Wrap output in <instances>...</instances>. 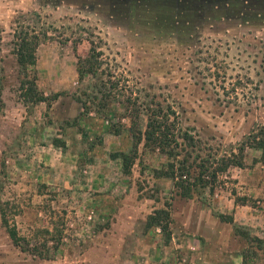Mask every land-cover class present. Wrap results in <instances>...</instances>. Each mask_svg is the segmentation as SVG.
<instances>
[{
	"label": "rangeland",
	"instance_id": "374dc122",
	"mask_svg": "<svg viewBox=\"0 0 264 264\" xmlns=\"http://www.w3.org/2000/svg\"><path fill=\"white\" fill-rule=\"evenodd\" d=\"M26 24L51 35L28 74L13 38ZM91 40L109 75L78 80L76 57ZM33 73L44 102L21 96ZM155 103L197 139L193 166L264 126V0H0V204H13L20 236L49 246L47 258L21 251L0 223V264H264L260 151L246 148L242 167L188 198L156 174L166 156L142 142L122 171L118 154L134 151L132 109L142 129ZM156 209L166 232L146 223ZM53 227L57 247L38 232Z\"/></svg>",
	"mask_w": 264,
	"mask_h": 264
},
{
	"label": "trees",
	"instance_id": "16d2710c",
	"mask_svg": "<svg viewBox=\"0 0 264 264\" xmlns=\"http://www.w3.org/2000/svg\"><path fill=\"white\" fill-rule=\"evenodd\" d=\"M14 38V55L16 63L25 74H28L29 67L35 65V50L38 44L42 41L51 38L47 31L39 27H34L26 24L19 25L13 33ZM101 51L96 50L94 42L89 41V48L85 56L76 57L75 72L78 80H82L86 76L96 77L100 74L108 76L109 72L102 66ZM112 87H115L114 83ZM20 90L23 100L30 103L44 102L47 97L38 92L35 86V73L31 78H25L20 81ZM56 95V94H53ZM78 100V99H77ZM130 99L127 98L126 101ZM81 104L83 112H87L90 106L86 102L78 100ZM132 102V101H131ZM145 122L142 129L136 124L138 118L137 108H133L131 112L132 125L130 130L132 138V147L129 153H119L118 156L121 160L122 171L129 172L132 162V153L135 152L136 146L142 142V145L152 149H156L167 158L165 166L159 170H155L156 174L169 178L172 181L174 192L179 197L188 198L192 195L196 187H205L215 181L218 173L225 172L229 166L242 167L243 166V152L246 148L260 151V159L264 160V126L259 125L250 129L239 141L236 146V151H231L221 157H212L211 162L208 160L200 161L197 165H191L187 161L190 152L194 151V139L190 134L181 131L177 125V114L170 107H162L159 103H155L154 107H146ZM135 122V123H134ZM195 157H199L197 152L194 153ZM181 156L180 158H177ZM195 159V158H193ZM195 162V160H193ZM205 161L207 164H204ZM210 163V164H209ZM211 163L213 165H211ZM196 166V167H195ZM196 168L197 171H194ZM196 172V173H195ZM205 176L210 178V181L204 179ZM211 182V183H209ZM234 195L233 202L244 204L245 197ZM13 205V204H12ZM8 201L0 204V223L3 226L7 236L12 244L24 252H29L38 258H47L49 246L47 239L42 241H34V239H27L17 233L14 223L9 221V213L12 207ZM224 221L232 223L230 216L225 217L219 215ZM164 220V221H163ZM147 225L157 226L162 232L167 230V213L164 209H156L147 217ZM38 232L50 236L53 241L52 246L57 247V243L61 240V228L53 227V230L39 229ZM37 237V236H36ZM33 241V242H32Z\"/></svg>",
	"mask_w": 264,
	"mask_h": 264
}]
</instances>
